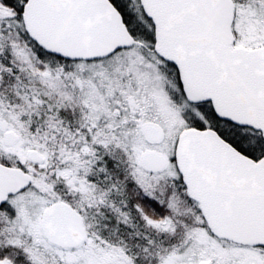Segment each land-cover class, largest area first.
Returning a JSON list of instances; mask_svg holds the SVG:
<instances>
[{
  "label": "snow or ice",
  "instance_id": "obj_1",
  "mask_svg": "<svg viewBox=\"0 0 264 264\" xmlns=\"http://www.w3.org/2000/svg\"><path fill=\"white\" fill-rule=\"evenodd\" d=\"M0 264H264V0H0Z\"/></svg>",
  "mask_w": 264,
  "mask_h": 264
}]
</instances>
